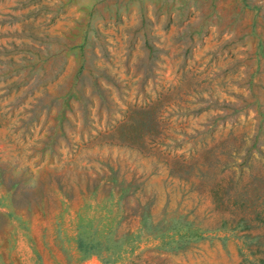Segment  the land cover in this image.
I'll list each match as a JSON object with an SVG mask.
<instances>
[{"label":"rangeland","instance_id":"374dc122","mask_svg":"<svg viewBox=\"0 0 264 264\" xmlns=\"http://www.w3.org/2000/svg\"><path fill=\"white\" fill-rule=\"evenodd\" d=\"M0 264H264V0H0Z\"/></svg>","mask_w":264,"mask_h":264},{"label":"trees","instance_id":"16d2710c","mask_svg":"<svg viewBox=\"0 0 264 264\" xmlns=\"http://www.w3.org/2000/svg\"><path fill=\"white\" fill-rule=\"evenodd\" d=\"M234 181H235V180H234ZM234 181H233V182H234ZM233 182H232V183H233ZM194 233H195V231H192V233H191V234H194ZM84 245H85V244H84ZM88 246H89V245H88Z\"/></svg>","mask_w":264,"mask_h":264}]
</instances>
